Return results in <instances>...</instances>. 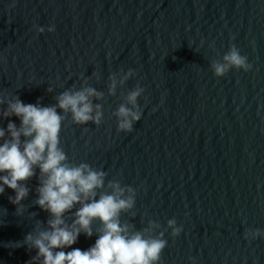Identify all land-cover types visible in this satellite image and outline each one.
I'll use <instances>...</instances> for the list:
<instances>
[{
    "label": "water",
    "instance_id": "water-1",
    "mask_svg": "<svg viewBox=\"0 0 264 264\" xmlns=\"http://www.w3.org/2000/svg\"><path fill=\"white\" fill-rule=\"evenodd\" d=\"M232 45L251 68L216 77L211 62ZM129 69L135 75L108 95L109 77ZM84 80L104 93L93 101L102 123L76 125L69 114L61 147L69 162L136 190L122 222L182 226L175 238L164 233L159 264H264V236L245 238L264 232V0H0V95L48 106ZM137 84L141 119L118 131L113 112ZM27 185L19 215L15 193L0 195V264L36 255L16 244L48 219L35 205L37 177ZM96 239L81 234L64 251Z\"/></svg>",
    "mask_w": 264,
    "mask_h": 264
},
{
    "label": "clouds",
    "instance_id": "clouds-1",
    "mask_svg": "<svg viewBox=\"0 0 264 264\" xmlns=\"http://www.w3.org/2000/svg\"><path fill=\"white\" fill-rule=\"evenodd\" d=\"M37 31L42 33L44 28ZM48 31H54V26ZM211 68L216 77H223L231 69L247 72L251 64L232 45L222 60L211 62ZM134 75L131 69L123 76L111 75L108 95H115L117 87ZM48 91L53 89L49 87ZM143 93L144 88L137 84L113 112L118 131L131 132L134 123L141 119L138 98ZM103 98L104 93L89 86L87 80L79 89L71 87L61 92L56 103L48 106L25 104L17 95H0V106H4L0 107V120H8L6 128L0 127V195L6 187L15 193L9 200L19 215L31 190L27 182L37 177L35 205L48 213L46 222L38 221L24 240L16 243L17 247L26 245L29 250H37L29 264H159L167 246L164 233L171 229L175 238L182 231L175 219H169L163 230L159 222L152 220L140 230L132 223L122 222L121 215L130 213L135 206L136 190L122 186L117 179H107L105 171L88 163L69 162L61 147L63 121L70 114L76 125L91 122L99 126L102 105L93 101ZM13 116L19 119V126L10 119ZM97 221L99 227L94 230L93 223ZM81 234L89 238L95 234L94 245L87 250L72 248L65 252ZM261 236L264 232L260 229L245 232L246 239Z\"/></svg>",
    "mask_w": 264,
    "mask_h": 264
}]
</instances>
